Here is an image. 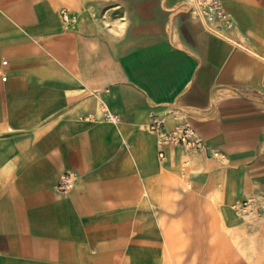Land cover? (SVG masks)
<instances>
[{
  "label": "crops",
  "instance_id": "1",
  "mask_svg": "<svg viewBox=\"0 0 264 264\" xmlns=\"http://www.w3.org/2000/svg\"><path fill=\"white\" fill-rule=\"evenodd\" d=\"M219 1L0 0V264H264V0Z\"/></svg>",
  "mask_w": 264,
  "mask_h": 264
},
{
  "label": "built area",
  "instance_id": "2",
  "mask_svg": "<svg viewBox=\"0 0 264 264\" xmlns=\"http://www.w3.org/2000/svg\"><path fill=\"white\" fill-rule=\"evenodd\" d=\"M206 8V13L209 18L220 17L226 18L227 15L219 0H198ZM232 23L229 21L228 25ZM106 119L110 121H118L117 115L106 112ZM151 127L157 133V141L161 147L166 145H182L186 148L204 150L205 145L203 140L198 136L195 129L188 124L179 125L172 130L165 129L164 118L160 115H153L151 119ZM215 154H219L216 152ZM158 156L164 158L165 152L163 148L159 149ZM74 185V177L71 173L66 172L58 184V190L61 193H68Z\"/></svg>",
  "mask_w": 264,
  "mask_h": 264
},
{
  "label": "rangeland",
  "instance_id": "3",
  "mask_svg": "<svg viewBox=\"0 0 264 264\" xmlns=\"http://www.w3.org/2000/svg\"><path fill=\"white\" fill-rule=\"evenodd\" d=\"M167 202H168V203H170V202H174V200L171 199V200H168ZM198 218H199L200 220L207 219L209 222H214V223H217V222H218V217H217V216L206 217V216H202V215H200ZM183 222H185V221H183ZM216 247H218V246H216ZM215 249H216V248H215ZM216 250H217V249H216ZM225 250H226V248H225ZM232 250H233V249L231 248L230 252H231ZM230 255H231V253H230Z\"/></svg>",
  "mask_w": 264,
  "mask_h": 264
}]
</instances>
